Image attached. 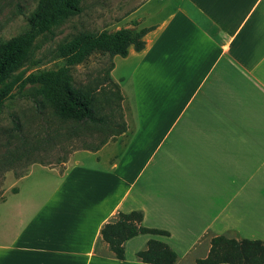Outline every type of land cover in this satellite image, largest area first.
I'll return each mask as SVG.
<instances>
[{"label":"crops","instance_id":"0c3cea01","mask_svg":"<svg viewBox=\"0 0 264 264\" xmlns=\"http://www.w3.org/2000/svg\"><path fill=\"white\" fill-rule=\"evenodd\" d=\"M142 6L117 30L147 29L144 48L111 60L125 131L49 170L44 197H17L0 264H145L151 239L176 264L200 250L195 264L216 236L264 242V0H180L154 21ZM132 211L168 236L138 235L118 260L100 231Z\"/></svg>","mask_w":264,"mask_h":264},{"label":"rangeland","instance_id":"374dc122","mask_svg":"<svg viewBox=\"0 0 264 264\" xmlns=\"http://www.w3.org/2000/svg\"><path fill=\"white\" fill-rule=\"evenodd\" d=\"M146 1L84 0L81 14L55 26L53 36L37 38L26 62L9 80L19 79L0 109V241L13 207L20 202L17 197H44L48 190L44 184L52 175L49 170L62 173L76 154L92 152L90 150L96 147L100 149L103 139H107L106 143L115 140L116 137L109 136L119 131L124 123L125 101H115V98L112 101L116 90L107 80L110 66L107 55L92 54L87 61L70 69L75 88L96 91L99 115L107 120L104 127H78L73 120L61 121L49 104H42L39 85L27 82L21 86V83L30 74L62 67L65 60L57 58V50L74 36L114 32L123 27L119 22L122 15L140 4H143L141 11L158 4L161 9H156L150 17L154 21L180 2L150 0L145 4ZM37 3L38 0H0V42L27 30V17ZM105 95L111 103L105 102ZM127 121L132 124L129 115ZM119 148L116 147L115 152ZM6 198L11 199L9 204L4 202ZM200 254L199 250L187 257L180 256L179 264H191L192 258Z\"/></svg>","mask_w":264,"mask_h":264},{"label":"trees","instance_id":"16d2710c","mask_svg":"<svg viewBox=\"0 0 264 264\" xmlns=\"http://www.w3.org/2000/svg\"><path fill=\"white\" fill-rule=\"evenodd\" d=\"M84 0H38L35 10L27 17V30L7 41L0 42V109L9 98L13 85L19 80H9L26 62L35 47L38 37L53 36V28L78 16L82 12ZM147 29L139 31L120 29L114 32L102 31L99 34L80 33L70 41L59 46L57 58L65 64L56 70H47L28 75L24 83L37 84L41 87L43 103L49 104L53 114L61 121L73 120L78 127H104L107 120L99 115L96 91L88 88H75L70 69L87 61L95 53L107 55L110 66L107 69L108 81L115 87L112 101H122L118 85L111 77L112 58L126 57L128 48L136 52L144 48L143 37ZM105 102L111 103L105 95ZM121 129L109 137L114 138L125 131ZM107 139L101 141V146ZM99 148L90 150L97 151ZM142 211L118 213L114 220L104 224L100 231L102 240L108 245L113 257L124 260L126 241L143 234L168 236V233L144 227ZM138 261L145 264H176L177 254L167 244L158 240H149L146 247L135 254ZM195 264H264V242L260 240H236L226 236H216L210 240L207 256L195 261Z\"/></svg>","mask_w":264,"mask_h":264}]
</instances>
